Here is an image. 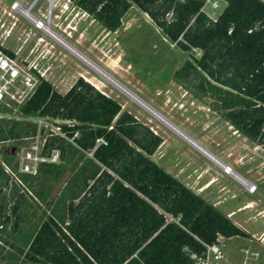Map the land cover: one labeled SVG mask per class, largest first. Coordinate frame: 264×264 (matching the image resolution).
I'll return each instance as SVG.
<instances>
[{
  "label": "trees",
  "instance_id": "16d2710c",
  "mask_svg": "<svg viewBox=\"0 0 264 264\" xmlns=\"http://www.w3.org/2000/svg\"><path fill=\"white\" fill-rule=\"evenodd\" d=\"M225 1L213 20L202 10L206 0H75L108 31L118 30L136 6L170 42L187 52L200 49L199 58L174 72L175 80L214 99L236 130L264 148V0ZM22 110L74 121L61 125L74 144L53 136L44 153L57 148L63 159L71 152L86 161L68 183L69 194L59 197L55 215L23 237V244L0 236V264H198L220 236H249L151 158L161 136L83 78L65 94L43 81ZM28 125L3 121L0 139L31 135L35 129ZM11 183L0 162V230L12 223L17 233L25 199Z\"/></svg>",
  "mask_w": 264,
  "mask_h": 264
},
{
  "label": "rangeland",
  "instance_id": "374dc122",
  "mask_svg": "<svg viewBox=\"0 0 264 264\" xmlns=\"http://www.w3.org/2000/svg\"><path fill=\"white\" fill-rule=\"evenodd\" d=\"M216 1V8L211 3L203 7L204 12L212 17H217L226 5L222 0ZM15 2H20L26 9L31 8L32 16L45 22L49 8L48 0H0V18L6 25L13 26L11 37L6 41L9 49L24 46V56L34 49L33 56L49 68V82L61 94L83 78L119 102L122 111L131 113L162 137V143L151 158L219 207L249 234L248 237L220 238L217 243L220 257L209 250L200 264H263L264 148L236 130L214 106V99L198 96L175 80L174 72L187 59L200 55L184 51L170 42L149 15L136 6L122 18L120 28L112 32L80 8L75 0H56L52 10L51 28L55 34H60L61 39L77 47L197 140L215 156V160L154 117L48 32L38 29L34 22L13 10ZM5 125L8 124L5 122ZM7 140L0 143V158L19 176V154L28 142ZM85 161L80 153L69 152L65 159L61 157L57 163H50L56 167L30 178L19 176L21 182L11 181L16 185L17 195H23L25 199L26 213L17 233L12 232L10 223L6 230H0V236L23 244V237L32 234L48 215H55L59 197L68 186L71 188L68 183ZM228 165L247 182L256 185V190L249 192L236 176L225 173L222 166ZM13 185L7 188V192H11ZM12 204L11 198L7 214H11ZM168 218L171 220L169 215Z\"/></svg>",
  "mask_w": 264,
  "mask_h": 264
},
{
  "label": "built area",
  "instance_id": "2783aa9c",
  "mask_svg": "<svg viewBox=\"0 0 264 264\" xmlns=\"http://www.w3.org/2000/svg\"><path fill=\"white\" fill-rule=\"evenodd\" d=\"M18 3L20 2H15L12 5V9L20 12L18 7H16V4ZM212 6L214 8L218 7L217 1H213ZM21 14L23 17L30 20L27 15H24L23 13ZM212 19L215 20L214 18ZM38 21L42 25L45 23V21L41 19H38ZM35 26L37 27V25ZM12 29L13 26L6 25V23L0 18V46H2V49H0V124L5 120L10 122L17 121L22 122L25 125L30 124L28 125L29 130L35 129L34 131H31V135L22 136L17 139L28 142L19 154V171L21 173L36 175L40 163H54L60 160V150L57 148L52 149L49 155L44 153V147L48 138L61 136L74 142L73 138H69L66 135L61 126L62 124L72 126L74 125V121L40 115H27L23 112L22 108L33 98L40 84L43 81H49V68L44 67L38 62L37 58L33 56L34 49H31L29 53L24 56V46L17 45L15 50H11L6 46V41L11 37ZM5 50L10 51V53ZM192 51L199 55L202 54V51L195 47L192 48ZM76 135L77 133H75V136ZM5 141L8 140L0 139V143ZM98 143L106 144V141L104 138H99ZM0 162L11 180L21 182L16 171H13L1 160V158ZM222 168L227 174H232V172H234V169L230 165L222 166ZM245 182L247 185H243L247 187L249 192H254L256 190V185L247 182L246 180ZM220 238H222V236L218 238V241ZM217 243L207 245V252L213 250L214 253H216V257H220L217 254L220 251ZM207 252L205 257L201 258L198 264L205 260Z\"/></svg>",
  "mask_w": 264,
  "mask_h": 264
},
{
  "label": "bare ground",
  "instance_id": "6f19581e",
  "mask_svg": "<svg viewBox=\"0 0 264 264\" xmlns=\"http://www.w3.org/2000/svg\"><path fill=\"white\" fill-rule=\"evenodd\" d=\"M49 1V8H48V15H47V22L40 24L38 19L32 16L31 8L26 9L22 6L21 3L16 4V7H18L19 11L23 13L24 15H27V17L37 25L38 28H41L48 32L51 36H53L60 44H62L67 50H69L71 53L79 57L81 60H83L86 64H88L90 67L95 69L98 73H100L102 76H104L107 80L112 82L117 88H119L122 92H124L126 95H128L132 100H134L136 103H138L140 106H142L144 109H146L149 113H151L154 117L159 119L161 122H163L166 126H168L170 129L175 131L179 136H181L183 139L188 141L192 146L200 150L203 154H205L207 157H209L212 160H215V156L208 151L204 146H202L197 140H195L193 137H191L188 133H186L184 130H182L180 127H178L176 124H174L171 120L166 118L164 115H162L160 112H158L153 106H151L149 103H147L144 99L139 97L137 94H135L132 90H130L128 87H126L122 82L117 80L115 77L110 75L108 72L103 70L99 65H97L93 60H91L89 57H87L85 54H83L77 47L73 46L71 43L61 39L59 35L55 34L52 31L51 28V14L52 10L55 7L56 0H48ZM233 176H236L239 181L247 185L245 182V179L241 177L239 174L232 172Z\"/></svg>",
  "mask_w": 264,
  "mask_h": 264
},
{
  "label": "crops",
  "instance_id": "0c3cea01",
  "mask_svg": "<svg viewBox=\"0 0 264 264\" xmlns=\"http://www.w3.org/2000/svg\"><path fill=\"white\" fill-rule=\"evenodd\" d=\"M213 1H216V0H206V2H205V4L206 3H211V6H212V2ZM222 1H224L225 3H226V1L225 0H222ZM218 3V2H217ZM205 6V5H204ZM203 6V7H204ZM226 6V5H225ZM213 7V6H212ZM214 8V7H213ZM202 10H203V8H202ZM204 11V10H203ZM207 14V13H206ZM210 18H214V19H216L217 17H212L210 14H207ZM248 138V137H247ZM71 142V141H70ZM73 144H74V142H72ZM86 154H88V152H85ZM13 154V153H12ZM45 154H47V155H49L48 153H45ZM89 156L88 157H91V153H89L88 154ZM60 158H61V154H60ZM50 163H53V162H42V163H40L39 164V167H38V172L40 173V171H41V169H42V171L43 170H49V169H51V168H54V167H56V164H50ZM54 163H57V162H54ZM38 172H37V174H38ZM36 174V175H37ZM36 175H31V174H27V173H21L19 176H26V178L27 177H31V176H36ZM12 181V180H11ZM90 182H92V181H90ZM8 188H10V187H8ZM9 193V192H8ZM10 194V193H9ZM238 225V224H237ZM239 226V225H238ZM241 227V226H240ZM242 228V227H241ZM243 229V228H242Z\"/></svg>",
  "mask_w": 264,
  "mask_h": 264
},
{
  "label": "water",
  "instance_id": "95a60500",
  "mask_svg": "<svg viewBox=\"0 0 264 264\" xmlns=\"http://www.w3.org/2000/svg\"><path fill=\"white\" fill-rule=\"evenodd\" d=\"M13 151H15V148L13 149Z\"/></svg>",
  "mask_w": 264,
  "mask_h": 264
}]
</instances>
